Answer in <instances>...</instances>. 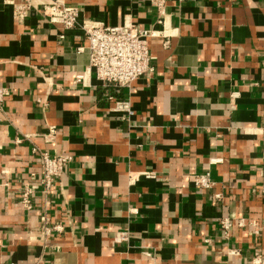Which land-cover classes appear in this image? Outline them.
<instances>
[{
	"label": "crops",
	"instance_id": "crops-1",
	"mask_svg": "<svg viewBox=\"0 0 264 264\" xmlns=\"http://www.w3.org/2000/svg\"><path fill=\"white\" fill-rule=\"evenodd\" d=\"M69 2L81 19L131 21L167 37L149 39L153 71L130 88L93 73L75 82L88 65L82 32L38 10L17 19L0 0V87L9 92L0 112V264H249L264 254V0H167L163 25L150 0ZM113 100H128L133 114L113 111ZM33 148L73 156L45 211L65 229L46 244L37 236L40 194L27 211L2 185L39 172ZM203 169L223 204L194 185ZM222 215L262 228L225 236Z\"/></svg>",
	"mask_w": 264,
	"mask_h": 264
},
{
	"label": "built area",
	"instance_id": "built-area-1",
	"mask_svg": "<svg viewBox=\"0 0 264 264\" xmlns=\"http://www.w3.org/2000/svg\"><path fill=\"white\" fill-rule=\"evenodd\" d=\"M2 1L5 6L11 8L12 15L17 19H24L29 13L38 10L48 23L58 24L65 30L77 29L82 32L86 40V46L83 48L88 52V65L84 73L76 75L75 82L84 83L86 74L93 73L95 79L104 86L130 88L137 79L153 71L149 39L154 35L167 37L164 31L157 32L153 29L141 28L131 21L112 26L102 22L81 19L80 9L70 3L69 0ZM150 3L157 13L156 22L163 25L167 0H150ZM83 48L80 47L77 50L81 51ZM8 94L6 88L0 87V112H3V101ZM113 103V111L120 112L128 118L133 114L128 100H113ZM52 132L53 130L48 135H52ZM258 134L261 140V158L264 160V122L258 127ZM28 138V135H23L17 139V143ZM32 151L37 153L39 172L31 173L26 182L18 181L17 184L11 185L9 181H4L2 185L9 190V195L17 194L21 207L27 211L33 207L32 196L36 193L40 194L43 204L37 236L43 244H46L51 235L62 234L65 229L60 222L53 223L45 211L49 204V192L55 179L60 176L63 167L73 160V156L65 152L50 155L48 152L40 151L37 148H33ZM219 161L220 159H210L211 164ZM141 174L148 178L155 176L154 171H144ZM130 181H133L131 176ZM193 183L199 190L212 192L213 198L223 204V194L213 190L215 183L208 169L196 173L193 176ZM218 225L225 236L229 234L231 229L235 228L247 229L255 235L262 228L256 219L241 216L230 217L228 215L219 217ZM119 238L123 240L125 234L121 233ZM227 254L239 256L240 250L231 248ZM249 264H264V254L255 251Z\"/></svg>",
	"mask_w": 264,
	"mask_h": 264
}]
</instances>
